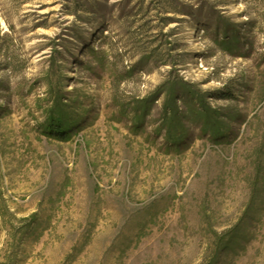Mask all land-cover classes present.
Masks as SVG:
<instances>
[{
	"label": "rangeland",
	"instance_id": "obj_1",
	"mask_svg": "<svg viewBox=\"0 0 264 264\" xmlns=\"http://www.w3.org/2000/svg\"><path fill=\"white\" fill-rule=\"evenodd\" d=\"M0 264H264V0H0Z\"/></svg>",
	"mask_w": 264,
	"mask_h": 264
},
{
	"label": "trees",
	"instance_id": "obj_2",
	"mask_svg": "<svg viewBox=\"0 0 264 264\" xmlns=\"http://www.w3.org/2000/svg\"><path fill=\"white\" fill-rule=\"evenodd\" d=\"M54 124H56V127H60V129H58V130H61L60 132H64V128L63 129H61L63 126L62 125H59L57 122L55 123V122H52V124L51 125H54ZM50 127H54V126H50Z\"/></svg>",
	"mask_w": 264,
	"mask_h": 264
}]
</instances>
